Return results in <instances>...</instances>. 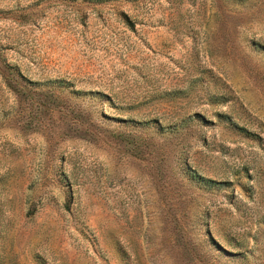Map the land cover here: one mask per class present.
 Returning a JSON list of instances; mask_svg holds the SVG:
<instances>
[{"label":"rangeland","instance_id":"374dc122","mask_svg":"<svg viewBox=\"0 0 264 264\" xmlns=\"http://www.w3.org/2000/svg\"><path fill=\"white\" fill-rule=\"evenodd\" d=\"M0 264H264V0H0Z\"/></svg>","mask_w":264,"mask_h":264},{"label":"trees","instance_id":"16d2710c","mask_svg":"<svg viewBox=\"0 0 264 264\" xmlns=\"http://www.w3.org/2000/svg\"><path fill=\"white\" fill-rule=\"evenodd\" d=\"M96 1V0H95ZM97 1H100V0H97Z\"/></svg>","mask_w":264,"mask_h":264}]
</instances>
